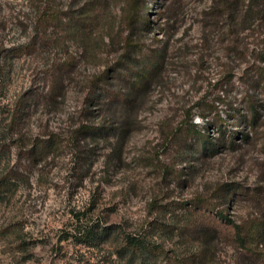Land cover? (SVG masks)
I'll list each match as a JSON object with an SVG mask.
<instances>
[{
	"label": "rangeland",
	"instance_id": "374dc122",
	"mask_svg": "<svg viewBox=\"0 0 264 264\" xmlns=\"http://www.w3.org/2000/svg\"><path fill=\"white\" fill-rule=\"evenodd\" d=\"M207 203L264 253V0H0V264H262Z\"/></svg>",
	"mask_w": 264,
	"mask_h": 264
},
{
	"label": "trees",
	"instance_id": "16d2710c",
	"mask_svg": "<svg viewBox=\"0 0 264 264\" xmlns=\"http://www.w3.org/2000/svg\"><path fill=\"white\" fill-rule=\"evenodd\" d=\"M139 0H129V3L134 5L136 2ZM144 23L149 22V18L146 20L143 19ZM161 62H158L157 64H160ZM153 64L154 62L151 61L150 65H147L148 68L153 69ZM130 72L132 76L136 77L135 81L138 79L143 80L144 79H149L153 74L157 72L156 69L148 73L149 75H145L144 73L140 72L139 69L132 68L130 67ZM107 72H104L102 75H100L97 80L99 82H102L103 85L106 84V77H107ZM97 82H93L92 85H96ZM133 88L135 86L133 85ZM107 90L105 87H102V91ZM131 98V99H129ZM122 102L124 105L131 104L132 102V97H122ZM249 106V115L248 117H241V119H244V131L238 132L235 135L239 138H245V139H250L249 137V132L248 130H255V124L256 121L258 120V112L257 109L254 106L253 101L247 103ZM222 119H219L217 121H213V127L218 129V132H222L220 135L221 143L218 144L215 141H211L209 138V135L207 133L202 134V132H196L197 134V144L200 145L201 148V153L203 154H213L217 152L218 150L221 149V146L225 147H233L235 145V140L237 138H234L232 135H229L228 138H226V129L225 126L222 125ZM223 128V129H222ZM234 135V136H235ZM30 159L32 158V155L29 157ZM229 193H231L229 191ZM195 209V215L197 217H200L199 220H197L199 224V229L204 228V233H202L201 236V241H203V249L201 252V258H204V254L208 252L206 248L207 244L209 243V237H222L225 240H231L234 243L238 244V246L241 248V250L244 252V254L249 257V258H254L256 260H261L262 264H264V253H260L256 250L259 246V239L261 236V228L262 226L256 225L252 230H249V228L246 226V224H238L234 219L229 217L227 214H225L223 211H219L216 209V206L211 203H207L206 207L204 206H196L194 207ZM202 230V231H203ZM206 256V255H205ZM208 259L211 258V255H208ZM212 262V261H211Z\"/></svg>",
	"mask_w": 264,
	"mask_h": 264
}]
</instances>
